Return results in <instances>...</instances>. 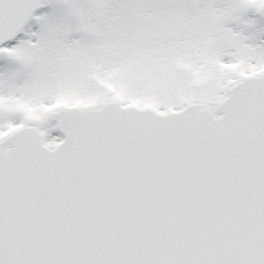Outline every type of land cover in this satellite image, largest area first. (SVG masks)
I'll use <instances>...</instances> for the list:
<instances>
[{"label": "snow or ice", "instance_id": "obj_1", "mask_svg": "<svg viewBox=\"0 0 264 264\" xmlns=\"http://www.w3.org/2000/svg\"><path fill=\"white\" fill-rule=\"evenodd\" d=\"M0 264H264V0H0Z\"/></svg>", "mask_w": 264, "mask_h": 264}]
</instances>
